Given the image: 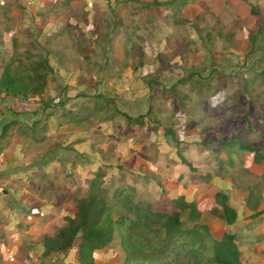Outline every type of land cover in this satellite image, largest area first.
I'll list each match as a JSON object with an SVG mask.
<instances>
[{"label": "rangeland", "instance_id": "rangeland-1", "mask_svg": "<svg viewBox=\"0 0 264 264\" xmlns=\"http://www.w3.org/2000/svg\"><path fill=\"white\" fill-rule=\"evenodd\" d=\"M162 1L0 0V72L15 57L52 66L29 111L0 95L1 112L27 124L1 126L0 221L45 208L40 228L53 232L101 168L114 215L123 184L153 210L171 211L184 194L214 237L233 233L242 259L264 264V165L237 152L219 167L222 141L264 145V49L252 52L249 39L264 26V0H189L176 10ZM218 191L237 210L232 225L212 211ZM98 251L96 264L125 256L117 234ZM64 255L58 264H77L76 246Z\"/></svg>", "mask_w": 264, "mask_h": 264}, {"label": "trees", "instance_id": "trees-1", "mask_svg": "<svg viewBox=\"0 0 264 264\" xmlns=\"http://www.w3.org/2000/svg\"><path fill=\"white\" fill-rule=\"evenodd\" d=\"M160 3L165 9L176 10L188 5L189 0H164ZM249 39L252 52L264 49V26L260 25ZM51 71L47 58L39 57L29 62L11 58L0 72V95L40 96ZM127 120L139 122L131 117ZM17 131H23L22 125ZM220 145L227 155L226 159H220V168L233 166L235 160L232 155L237 152L251 153L253 162L264 165V145H253L240 136L222 141ZM103 177L104 171L96 168L87 187L75 196L76 214L67 215L64 225L44 235L42 260L52 254H67L76 246V258L80 264H95V251L107 247L117 234L125 251L121 264H250L242 259L235 235L226 232L221 238L214 237L208 225L199 220L201 211L197 201L184 194L172 199L171 211L153 210L150 204L133 200L135 188L132 185H120L113 198L118 199L123 207L115 218L102 186ZM259 177L264 184V167ZM250 197L251 192L247 196L248 201ZM212 211L220 215L227 225L237 222V210L228 203V196L222 191L215 193ZM262 212L258 209L251 216ZM183 214L190 222L187 225L182 219Z\"/></svg>", "mask_w": 264, "mask_h": 264}, {"label": "crops", "instance_id": "crops-1", "mask_svg": "<svg viewBox=\"0 0 264 264\" xmlns=\"http://www.w3.org/2000/svg\"><path fill=\"white\" fill-rule=\"evenodd\" d=\"M1 110L2 109H0V131L1 126H3L2 124L5 123V120L9 119L16 121V128H18L19 125H27L25 124V120H23L26 118L25 114H10L8 112L3 113ZM11 133L12 132H7V140L9 139L8 135ZM1 155L2 153H0V156ZM17 193L20 194V191ZM23 205L21 204L20 206L23 207ZM35 209L36 208H33L29 215L22 211L21 213L26 216L24 219L16 216V209L13 210L11 217L7 220L1 219L0 228L3 229H0V264H41V261L45 264V262L47 263V258L52 256L55 262H51V264H58L62 257L65 256L64 254H52L44 260L40 258V254L42 253V238L48 233L45 232L46 230L40 228V223L42 216H45L47 212L45 208ZM4 227L7 229H4ZM98 253L99 251L95 254V264L97 263L96 258H99ZM75 261H77V264H80L76 256Z\"/></svg>", "mask_w": 264, "mask_h": 264}, {"label": "built area", "instance_id": "built-area-1", "mask_svg": "<svg viewBox=\"0 0 264 264\" xmlns=\"http://www.w3.org/2000/svg\"><path fill=\"white\" fill-rule=\"evenodd\" d=\"M33 101L34 99L30 97L22 98L9 95L4 102V106L19 111H29L31 108L28 107L27 104L32 105Z\"/></svg>", "mask_w": 264, "mask_h": 264}]
</instances>
